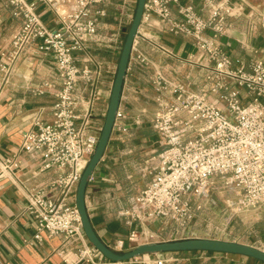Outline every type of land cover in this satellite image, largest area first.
<instances>
[{"label":"built area","instance_id":"2783aa9c","mask_svg":"<svg viewBox=\"0 0 264 264\" xmlns=\"http://www.w3.org/2000/svg\"><path fill=\"white\" fill-rule=\"evenodd\" d=\"M45 1L56 15L55 28L43 20L36 1L7 0L20 19V26L0 53L3 81H7L19 58L30 48L53 53L57 67L59 86L46 82L37 90L38 93L54 90L51 119L37 120L34 128L23 131L21 144L22 150L38 162L40 172L53 171L55 175L43 186H34L26 192V210L35 219L36 240L42 241L44 231L50 236H62L59 249L62 264H121L124 261L107 259L89 243L75 196L82 172L98 143L106 113L105 110L101 114L98 105L103 66L95 60L91 49L122 50V33L130 27L127 24L132 22L137 0ZM111 4L118 6L117 27L107 33L103 32L104 18ZM239 9L231 0H205L201 13L192 3L181 0L145 3L132 52L138 40L147 37L156 48L173 54L165 45L145 35L142 26L191 35L197 50L214 63L207 75L214 83L199 91L192 90L182 82L169 79L143 53L136 54L146 69L153 70L151 79L157 92V109L150 123L161 150L140 165L141 172L151 175V179L120 215L129 226L135 222L159 221L166 229L160 233L132 228L128 239L133 243L185 231L199 217L202 208L194 197L207 195L220 182L238 192L239 210L264 205V54L256 56L251 70L246 72L242 67L232 68V60L220 44L229 27V16ZM131 60L132 53L128 71ZM234 80L252 95L250 102H242L239 88L231 85ZM215 95L225 103L226 111ZM122 102L123 93L113 134L124 140L134 124L142 123V116L136 115L130 122L129 110ZM21 166L19 156L1 160L0 179L15 184ZM96 172L90 183L95 181ZM125 244V240L118 239L117 250L129 249ZM150 255L157 254L141 255L143 262L148 263ZM167 261L155 258L153 263L167 264Z\"/></svg>","mask_w":264,"mask_h":264},{"label":"crops","instance_id":"0c3cea01","mask_svg":"<svg viewBox=\"0 0 264 264\" xmlns=\"http://www.w3.org/2000/svg\"><path fill=\"white\" fill-rule=\"evenodd\" d=\"M33 1H36L38 11L46 24L51 28L57 27V18L49 3L45 0ZM181 2L192 3L200 13L205 4V0ZM231 3L240 9L229 16V27L221 37L220 44L231 58L233 69L242 67L244 71L249 72L252 60L264 54V0H231ZM173 9L177 13L175 6ZM117 15L118 6L111 4L104 18L106 29L103 32L110 33L116 29ZM19 26L20 19L14 15L13 6L7 0H0V53L7 47L13 32ZM141 31L165 45L173 54L156 48L147 37L138 40L124 83L122 105L129 110L130 122L136 115H141L142 123L134 124L129 136L124 140L119 139L116 133L112 134L104 160L99 164L96 179L90 183L86 196L88 212L96 232L107 245L116 250L119 249L116 246L118 239L125 240V248L137 245L128 239L132 228L140 231L156 230L160 233H164L166 229L159 221L135 222L129 226L120 215V211L131 204H123L115 196L116 192L131 190L136 186H141L139 192L147 185L151 175L142 179L139 167L156 152L154 147L159 144L158 136L150 123L157 109L155 103L157 92L151 79L153 70L146 69L136 59V54L143 53L156 67L161 68L169 79L182 82L192 90L199 91L204 86L210 87L214 83L207 78L214 63L208 62L205 54L197 50L191 35L173 34L146 26H142ZM91 51L95 60L103 66L98 100L100 113L103 114L107 108L121 51H118L117 47L93 48ZM99 54L102 55L101 59L97 57ZM102 61L107 64L103 65ZM46 82L59 86L55 56L49 52H38L34 48L22 54L7 81H3L0 76V161L12 156H19L22 160V166L17 172L18 181L15 184L7 179H0V264L63 263L59 254L62 236H50L44 231L42 241L36 240L34 237L36 222L33 215L26 210V192L34 186H43L55 175L53 171L40 172L38 162L21 147L23 131L34 128L37 120L51 119L55 101L54 90L45 93L37 91ZM231 85L239 88L244 104L253 99L246 87L239 86L237 80L232 81ZM215 98L226 111L225 103L217 95ZM262 236L264 238V235ZM260 248L264 249L263 246ZM204 253L208 252L187 251L172 254ZM210 253L224 257L228 264H264L250 257L232 258L224 253ZM139 258L142 256L121 264L143 263L144 259L139 262Z\"/></svg>","mask_w":264,"mask_h":264},{"label":"water","instance_id":"95a60500","mask_svg":"<svg viewBox=\"0 0 264 264\" xmlns=\"http://www.w3.org/2000/svg\"><path fill=\"white\" fill-rule=\"evenodd\" d=\"M147 0H137L130 27L123 31V47L118 59L109 101L106 108L99 140L77 184L75 203L80 214L83 231L88 241L107 259L127 261L132 258L168 252L210 251L224 253L232 258L250 257L264 263V249L235 240L210 237H187L180 239L139 243L127 250H116L107 245L96 232L88 212L86 196L91 176L96 172L112 138L116 115L119 110L125 78L128 72L133 43L142 21Z\"/></svg>","mask_w":264,"mask_h":264},{"label":"rangeland","instance_id":"374dc122","mask_svg":"<svg viewBox=\"0 0 264 264\" xmlns=\"http://www.w3.org/2000/svg\"><path fill=\"white\" fill-rule=\"evenodd\" d=\"M127 25L129 27L130 23ZM97 57L101 59L102 55L99 54ZM102 63L103 65L104 63L107 64L105 61H102ZM103 120L104 118L102 119V123ZM154 149L158 152L161 150V146L157 143ZM156 152H153V154ZM148 176V173H142L141 178L143 179ZM140 187L136 186L131 190L116 192L115 196L123 204H131ZM194 200L200 203L202 208L200 209L199 217L194 219L185 231L174 234L168 232L163 236L155 235L148 239L142 238L140 239V243L199 236L235 240L264 247V238L261 234L260 227L256 225L264 221V205L239 210L238 192L234 188L222 185L221 182L216 189L211 190L207 195L194 197ZM163 254L165 253L147 256L148 263L143 262L141 264H154L153 260L155 258H165L168 260L167 264H228L224 257L210 252L202 255ZM138 261H142V258H139Z\"/></svg>","mask_w":264,"mask_h":264},{"label":"trees","instance_id":"16d2710c","mask_svg":"<svg viewBox=\"0 0 264 264\" xmlns=\"http://www.w3.org/2000/svg\"><path fill=\"white\" fill-rule=\"evenodd\" d=\"M256 225L260 227L261 234L264 235V221L259 222ZM192 252H200V251H192ZM207 252H210V251H207ZM171 253H179V252H168V254H171Z\"/></svg>","mask_w":264,"mask_h":264}]
</instances>
